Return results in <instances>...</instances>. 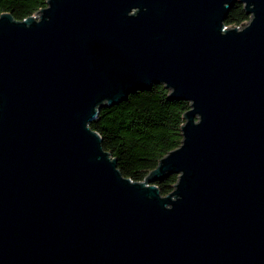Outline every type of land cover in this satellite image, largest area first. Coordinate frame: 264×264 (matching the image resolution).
<instances>
[{
  "label": "water",
  "instance_id": "95a60500",
  "mask_svg": "<svg viewBox=\"0 0 264 264\" xmlns=\"http://www.w3.org/2000/svg\"><path fill=\"white\" fill-rule=\"evenodd\" d=\"M235 3L250 20L226 29ZM157 84L191 109L182 145L134 182L90 124ZM0 264H264V0L3 14Z\"/></svg>",
  "mask_w": 264,
  "mask_h": 264
},
{
  "label": "trees",
  "instance_id": "16d2710c",
  "mask_svg": "<svg viewBox=\"0 0 264 264\" xmlns=\"http://www.w3.org/2000/svg\"><path fill=\"white\" fill-rule=\"evenodd\" d=\"M49 0H0V17L10 14L23 22L46 8ZM250 20L244 5L235 3L225 24L242 27ZM190 103L172 99L164 85L131 94L126 101L104 107L90 124L102 137V146L118 162L122 175L143 182L160 161L183 142L184 115ZM179 176L170 174L155 182L162 196L171 194Z\"/></svg>",
  "mask_w": 264,
  "mask_h": 264
},
{
  "label": "built area",
  "instance_id": "2783aa9c",
  "mask_svg": "<svg viewBox=\"0 0 264 264\" xmlns=\"http://www.w3.org/2000/svg\"><path fill=\"white\" fill-rule=\"evenodd\" d=\"M248 23V22H247ZM229 27L228 26H226V29H228Z\"/></svg>",
  "mask_w": 264,
  "mask_h": 264
}]
</instances>
